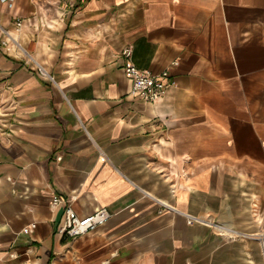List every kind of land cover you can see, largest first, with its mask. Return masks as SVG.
Instances as JSON below:
<instances>
[{
    "label": "crops",
    "instance_id": "0c3cea01",
    "mask_svg": "<svg viewBox=\"0 0 264 264\" xmlns=\"http://www.w3.org/2000/svg\"><path fill=\"white\" fill-rule=\"evenodd\" d=\"M0 264H264V0L0 2Z\"/></svg>",
    "mask_w": 264,
    "mask_h": 264
},
{
    "label": "built area",
    "instance_id": "2783aa9c",
    "mask_svg": "<svg viewBox=\"0 0 264 264\" xmlns=\"http://www.w3.org/2000/svg\"><path fill=\"white\" fill-rule=\"evenodd\" d=\"M14 0H0L8 7H12ZM20 25V22H17ZM7 37L9 34L6 33ZM124 59L123 69L125 74L132 79L133 85L131 93L134 96L139 97L142 101L147 103H153L163 97L167 88V83L163 81L168 73L162 72L160 76H155L137 68L132 62V47H125L122 52ZM35 62V61H34ZM36 64V71L42 75L47 76V72L39 64ZM63 200L61 197L53 199L52 205H57ZM111 216V212L105 208H97L93 213L88 215H78L71 206L67 205L64 209L63 222L58 228V233L67 240L74 238L75 236L84 234L86 232L96 229L98 226L106 223ZM193 219H190L191 222ZM35 228V223H31L23 228V232H30Z\"/></svg>",
    "mask_w": 264,
    "mask_h": 264
}]
</instances>
